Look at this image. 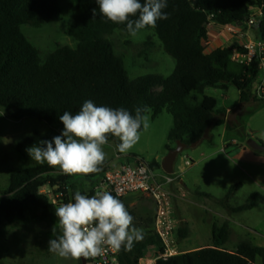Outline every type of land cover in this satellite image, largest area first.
<instances>
[{"label": "trees", "instance_id": "trees-1", "mask_svg": "<svg viewBox=\"0 0 264 264\" xmlns=\"http://www.w3.org/2000/svg\"><path fill=\"white\" fill-rule=\"evenodd\" d=\"M65 0H0V109L13 120L33 119L44 122L49 128L62 133L59 117L64 111L75 114L86 100L97 106L125 108L135 115L136 108L147 109L156 118L167 112L174 122L168 134V151L182 142L190 148L202 142L209 127L223 125L217 121L218 102L205 94L209 88L223 84L235 86L239 92L237 108L264 105V95H256L253 88L259 75L260 61L250 66L232 60L235 49L220 47L206 53L204 43L209 38V25L217 27H246L251 9L263 7L264 0H167L164 11L168 18L157 21L156 36L164 51L175 61L171 76L152 75L131 80L122 58L108 37L116 30L126 31V25L114 24L99 13L96 0H70L75 15L67 31L77 45L59 47L54 53L42 56L22 32L23 26L42 28L61 15L60 6ZM143 3V0H141ZM96 9L94 15L93 10ZM257 37L264 40V16L256 24ZM238 136L249 139L244 127L228 123ZM143 131V129H142ZM57 133L35 132L17 147L20 155L40 141H51ZM210 141V140H209ZM109 142H118L109 137ZM264 147V143H261ZM155 162L151 168L157 167ZM109 167L106 160L99 173L81 175L92 180L104 175ZM78 176V175H74ZM74 176L63 175L46 163L13 171L8 189L0 194V225L22 227L31 213L34 221L58 223L55 207L44 189L60 194L58 201L73 200L77 191L71 185ZM231 188L226 202L233 197ZM71 191V192H70ZM81 192L82 195L92 196ZM114 196V195H113ZM207 198H210L207 196ZM120 199L134 217V225L143 230V238L131 250L118 251L122 264H138L145 250L161 243L154 232L155 216H139ZM263 197L253 193L246 204L234 208L232 213H242L255 208ZM224 204V203H223ZM230 227L224 223L213 229V244L193 252L177 255L157 264H264V248L249 241L238 244L235 252L225 245L229 241ZM3 231L0 228V238ZM177 240L186 239V229L179 228ZM79 263L82 264L81 260ZM0 264H4L0 262Z\"/></svg>", "mask_w": 264, "mask_h": 264}, {"label": "rangeland", "instance_id": "rangeland-1", "mask_svg": "<svg viewBox=\"0 0 264 264\" xmlns=\"http://www.w3.org/2000/svg\"><path fill=\"white\" fill-rule=\"evenodd\" d=\"M60 9V17L50 24L48 23L42 28L25 25L22 28L25 37L41 52L42 56L54 53L62 46L75 48L77 45L67 33L75 15L74 5L70 0H65ZM208 29L209 38L204 43L206 53L211 52L213 48L216 50L220 47L242 48L248 41L257 37L254 28L247 26L217 27L212 23ZM156 35L152 29H143L135 37L128 32L116 30L112 36L108 37V40L115 45L117 54L122 58L131 80L152 75H162L167 78L173 74L175 61L164 51L163 45ZM205 94L218 101V110L233 106L232 95L239 96V92L233 85H229L226 89L209 88ZM222 96H227L229 101H225ZM246 110L253 111L254 107H249ZM147 116L149 117V127L146 131H142L139 142L127 154L117 151L116 146L119 141L109 142L104 146V151L107 153L106 160L110 161L120 155L122 164L132 167L136 165V158L149 165L155 162L158 166L154 168V171L161 176L164 174L163 161L166 154L169 153H167L168 134L172 131L174 122L173 118L164 111L156 118L152 117L151 112ZM35 132L43 134L54 132L60 135L57 130L49 128L44 122L33 119L13 120L8 117L5 110L0 109V194L8 189L9 177L13 171H22L40 165L31 160L28 152L25 155H20L17 150L18 145ZM240 139L244 141L245 137L241 136ZM195 153V150L187 149L177 157L173 178L185 177L188 170L184 163L186 157L188 159ZM102 183V177L89 180L81 175L74 176L71 181V185L78 191L88 194L93 190L95 192L105 191ZM203 184L205 186L208 183L203 182ZM250 184L245 183L243 190H240V187L234 189L233 197L227 202L225 197L231 187L222 191L206 186L207 190L216 194L217 200L211 196L207 198V194L196 190L185 197L190 203L179 202L175 198L173 207L177 210L175 215L180 221L178 229L182 228L180 215H185L186 217H184L189 223L186 239L179 238L178 240L180 252L186 254L198 247L212 246L211 229L214 223L219 226L228 223L234 232L231 233L232 239L225 245L228 250H234L240 241H249L255 246L264 248V203L260 202L255 208L246 212L237 214L231 212L232 209L246 204L251 194L255 193H252ZM43 192L49 196L52 202L56 201V203L58 197L61 196L55 194V190L48 188ZM173 193L177 194L176 191ZM124 201L141 217L150 219L156 214L154 201L148 196L134 194L126 197ZM213 212L224 214L226 218L212 217ZM55 225L57 223L51 221H34L31 213L28 214L26 223L20 228L1 224L3 236L0 238V262L4 264H80L79 261L62 259L48 250L50 239L55 238L52 231ZM153 253H156V249L145 250L146 259H153L155 257Z\"/></svg>", "mask_w": 264, "mask_h": 264}, {"label": "clouds", "instance_id": "clouds-1", "mask_svg": "<svg viewBox=\"0 0 264 264\" xmlns=\"http://www.w3.org/2000/svg\"><path fill=\"white\" fill-rule=\"evenodd\" d=\"M99 13L114 24L126 25L135 37L145 28H155L167 19V0H96ZM94 15L96 9L93 10ZM147 109L136 108L135 115L125 108L97 106L86 100L75 114L64 111L60 135L27 148L32 161L47 164L63 175L99 173L107 159L104 146L109 137L119 141L117 151L127 154L149 127ZM58 223L52 229L48 250L66 260L79 261L104 255L106 249L131 250L143 238L125 204L108 191L92 196L76 191L73 200L55 207Z\"/></svg>", "mask_w": 264, "mask_h": 264}, {"label": "crops", "instance_id": "crops-1", "mask_svg": "<svg viewBox=\"0 0 264 264\" xmlns=\"http://www.w3.org/2000/svg\"><path fill=\"white\" fill-rule=\"evenodd\" d=\"M213 50L215 49L213 48L212 51ZM260 85L264 90V70L262 71L259 69V75L253 88L256 95H258L257 89ZM228 86L229 84H223L217 89H226ZM222 97L225 101H229L227 96ZM232 98L234 99L233 106L226 107L223 110H217L218 115L216 120L224 121L225 123L220 126L210 127L208 139L200 142L196 148H188L195 150L196 153L192 154L188 159L186 157L184 163L185 166L188 167L187 173L184 175L185 177H177L176 179L178 180L169 187L173 192H177L175 195L177 201L190 203L185 197L187 194L194 193L195 190L200 191L202 194H207V196H211L213 199L217 200V196H215L216 194L207 190L206 186L215 189L218 188L223 191L236 185L240 186V190H243L245 183L248 182L251 183L252 193H260L263 197L261 203H264V150L257 151L247 145L249 139L257 140L261 146V143H264V105L258 106L253 111H247V108H245V110L243 108H237L240 96L232 95ZM233 115H235L236 119L233 118ZM229 118H231L232 121H229ZM229 122L235 123L236 126L244 127L251 137L241 141V137L238 136L234 130L229 129ZM168 152L169 151L167 150V153ZM117 157L118 158L108 161L110 167L124 165L122 164L120 155H117ZM188 160L191 163L190 166L186 165ZM165 175L166 174L164 173L161 176H157L162 178ZM203 182H207L208 184L204 186ZM176 212L177 210L175 209V213ZM212 215V217H218L220 219L226 218L224 214L222 215L217 212H213ZM184 216L185 215L179 216L181 218V229L187 230V228H189V223L187 219H185L186 216ZM216 227L220 226L216 223L212 224V239V231ZM231 233H234L232 229L230 230L229 241L232 239ZM229 241L227 243H229ZM240 242L237 243L234 250L226 249L229 252H235ZM200 248L202 247H198V249ZM198 249H194L191 252Z\"/></svg>", "mask_w": 264, "mask_h": 264}, {"label": "built area", "instance_id": "built-area-1", "mask_svg": "<svg viewBox=\"0 0 264 264\" xmlns=\"http://www.w3.org/2000/svg\"><path fill=\"white\" fill-rule=\"evenodd\" d=\"M264 16L263 7L251 9L250 17L248 18L247 27L253 28L259 23ZM239 26V25H238ZM230 27V26H227ZM243 52L235 49L232 60L239 65L250 66L256 60L260 61L259 69L264 70V40L256 37L248 41L242 46ZM258 95H264V90L259 86L257 89ZM118 158V157H117ZM136 165H120L113 167L109 165L102 177V187L105 191L110 192L117 198H126L131 195H145L154 201L156 208L154 232L157 235L161 249L157 246L150 248L156 249L153 259H146L145 253L139 260L138 264H157L159 261H167L177 255H182L178 246L176 232L180 227V221L175 215L173 203L175 194L169 187L177 180L172 175H165L160 178L155 173L154 169L149 164L141 159H135ZM187 166L191 163L186 162ZM53 204L60 206L64 204L63 200ZM86 264H122L118 255V251L106 249L104 255L97 258L86 260ZM251 264V263H249ZM260 264V263H255Z\"/></svg>", "mask_w": 264, "mask_h": 264}, {"label": "water", "instance_id": "water-1", "mask_svg": "<svg viewBox=\"0 0 264 264\" xmlns=\"http://www.w3.org/2000/svg\"><path fill=\"white\" fill-rule=\"evenodd\" d=\"M233 118H235V115H233ZM229 121H232L231 118H229ZM209 134H210V127L206 130V134H204L203 139L206 140L209 138ZM200 142H197L195 144H193L191 146V148H196L197 145ZM247 145L252 148L255 149L257 151L259 150H264V147H262L257 140L255 139H249L247 141ZM188 147L186 146V144L182 143V142H177L176 147L172 150L169 151L168 155H166L163 164H162V170L165 174L167 175H173L174 174V165L176 163L177 157L180 156L185 150H187ZM82 264H86V260L81 259Z\"/></svg>", "mask_w": 264, "mask_h": 264}]
</instances>
